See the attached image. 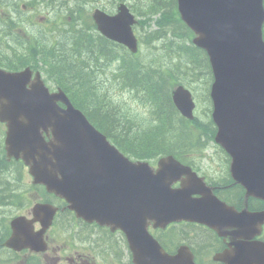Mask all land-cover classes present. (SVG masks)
Masks as SVG:
<instances>
[{
    "label": "water",
    "instance_id": "95a60500",
    "mask_svg": "<svg viewBox=\"0 0 264 264\" xmlns=\"http://www.w3.org/2000/svg\"><path fill=\"white\" fill-rule=\"evenodd\" d=\"M177 1L183 20L198 34L194 44L207 51L213 68L215 82L211 97L215 107L213 118L218 126L215 140L233 158L232 173L237 182L246 188L251 187L254 193L264 198V45L260 40L259 24L263 16L261 0ZM119 11L112 26L97 15L99 29L135 51L129 29L132 18L123 6L119 7ZM123 21H126V30L119 39L113 34V25L119 26ZM172 100L180 113L190 118L192 104L189 93L179 87L173 91ZM70 128V121L67 126L60 128L59 140L63 143ZM99 142L97 139L96 144ZM85 152L92 156L95 151ZM171 163L175 164L168 158L164 165L169 166ZM177 169L188 174L185 168L178 166ZM165 176V171L161 169L153 175L144 174L151 182L165 184L164 188L161 185L151 192L138 189L143 179L138 177V186H132L135 200L128 203L127 210L122 214L126 222L143 226L147 219H157V213L168 211L164 205L167 199L175 209L168 218L159 220L161 222L158 224L178 217L201 220L200 215L190 211L192 203L189 200L192 193L200 191L198 181L191 179L180 190H171L169 184L173 180H165ZM263 219L264 213L254 216L243 214L240 226L247 234H254L253 223L257 226Z\"/></svg>",
    "mask_w": 264,
    "mask_h": 264
},
{
    "label": "trees",
    "instance_id": "16d2710c",
    "mask_svg": "<svg viewBox=\"0 0 264 264\" xmlns=\"http://www.w3.org/2000/svg\"><path fill=\"white\" fill-rule=\"evenodd\" d=\"M156 1H160V3L166 5V8H162L163 13L157 21L159 27L158 31H162V33L165 34L170 31V24H173L171 34L179 38V32L186 29L180 24V22L176 21L175 23L174 21H171V14L174 11L175 0ZM14 2L15 0L7 6L15 5ZM134 10L144 19H147L149 14L156 12L155 6L150 0H144L143 4L134 6ZM163 23L166 24L163 25ZM158 31L152 33L151 37L160 36L161 34H159ZM178 47L181 48L179 45ZM178 47L176 50H178ZM176 52L177 51H175V53ZM88 56L87 53L86 57ZM191 56L193 55H189L185 49L180 56L176 54L175 60L179 63L173 64L168 74L167 69H157L155 71L142 67V69H131L130 72L125 75L122 83H124L128 89L133 90L136 94L140 95L139 98L149 107L150 112H152L155 107L158 109H164V112L156 116L157 123L155 125L150 123H138L136 119H132L135 121H133V125L127 121L120 123V120L127 119L130 114V110L125 108L124 105L119 104L116 101L100 99L96 96L78 100L75 85L72 83H62L61 85L63 91L68 94L73 103L81 108L88 117L93 118L95 115L98 116V122H94L95 125L101 130L102 126L109 129L113 134L115 142H120V138L128 135L127 141L136 149V156L138 158H151L160 153L165 154L176 152V148L183 146L187 138L190 140V137L187 136L188 129L185 126L184 120L170 114L168 119L169 123L172 124L171 132L178 141L176 144L170 143L172 142L171 139L168 138L167 140V137L164 136L163 133L166 126V118L163 116L167 110H169V107H172L170 91L175 84L184 83L189 86L192 85L193 81L197 80V72L204 71V69H206L204 75L210 74L209 68L205 63L197 62L195 61L196 59H192ZM196 57L200 59L199 55ZM0 65L7 66V63H3L0 60ZM89 87L92 86L90 84H83L81 86L83 89H88ZM116 115L118 116L116 117ZM143 125L145 126L144 129H142ZM204 133L206 135H211L210 127H206ZM169 146H175V148L169 149L167 148Z\"/></svg>",
    "mask_w": 264,
    "mask_h": 264
},
{
    "label": "flooded vegetation",
    "instance_id": "af4514ba",
    "mask_svg": "<svg viewBox=\"0 0 264 264\" xmlns=\"http://www.w3.org/2000/svg\"><path fill=\"white\" fill-rule=\"evenodd\" d=\"M15 191L16 190L13 188H8V189L3 188V187L0 188V193H1V196H0V204H1L0 206L1 207L0 208L8 206L7 204L9 203V199L12 198V195L15 193ZM21 202L23 203L31 202V194H25L24 196H22ZM38 229L39 227L35 225L34 230H38ZM45 240L48 246V250L44 253H39V264H57V262L59 261V257L56 258V255L50 256L52 258L49 261L48 254H51L53 252V248L51 247V242L47 235L45 236ZM89 240L94 247L100 243L104 245L105 249H113L115 250V252H116V249L117 250L119 249L116 243L109 242L107 241L108 239H105L103 237H100L98 239L96 237H91L89 238ZM4 241L5 239H3L2 236H0V264H22V261L20 260L23 259L24 257L27 260L28 259L30 260L32 256L30 252L18 253L15 251H11L7 249L5 246H3ZM66 260L69 261V263L74 262V260L69 257H67ZM77 264H80V263H77Z\"/></svg>",
    "mask_w": 264,
    "mask_h": 264
},
{
    "label": "rangeland",
    "instance_id": "374dc122",
    "mask_svg": "<svg viewBox=\"0 0 264 264\" xmlns=\"http://www.w3.org/2000/svg\"><path fill=\"white\" fill-rule=\"evenodd\" d=\"M67 28H68V26H66ZM74 53H76V49H74ZM156 71V70H155ZM202 90H203V87L202 86H200V90H199V94H201L202 93ZM123 97H126V95H124ZM201 97H205V95H203V96H201ZM127 101H128V98H125ZM195 103H196V101H195ZM143 105V104H142ZM197 105V104H196ZM132 107L133 108H135V106L134 105H132ZM207 107V105H206V103H199L198 104V110H197V115H201L202 114V110H203V108H206ZM137 111H138V113L139 114H145L144 112H143V110L142 109H137ZM162 112H164V109L162 108V109H158V108H154L153 110H152V112L150 113V116H158L159 114H161ZM172 125V124H171ZM144 125L142 126V129H144ZM163 133H164V136H166L167 137V140H168V138H170L171 139V141L172 142H170V143H172V144H176L178 141L175 139V136L174 135H172V132H171V129H165L164 131H163ZM166 143H168V142H166ZM167 148H169V149H173V148H175V146H169V147H167ZM215 152H217V149L216 148H210V149H208L206 152H205V154L207 155V156H215V157H217L219 154L218 153H216L215 154ZM206 165V163L203 165V166H205ZM0 196H1V193H0Z\"/></svg>",
    "mask_w": 264,
    "mask_h": 264
},
{
    "label": "bare ground",
    "instance_id": "6f19581e",
    "mask_svg": "<svg viewBox=\"0 0 264 264\" xmlns=\"http://www.w3.org/2000/svg\"><path fill=\"white\" fill-rule=\"evenodd\" d=\"M7 189V188H6Z\"/></svg>",
    "mask_w": 264,
    "mask_h": 264
}]
</instances>
